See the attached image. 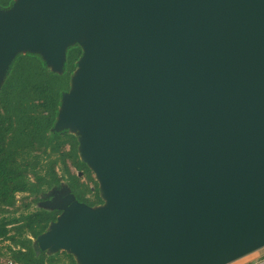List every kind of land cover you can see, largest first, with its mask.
<instances>
[{"label": "water", "instance_id": "1", "mask_svg": "<svg viewBox=\"0 0 264 264\" xmlns=\"http://www.w3.org/2000/svg\"><path fill=\"white\" fill-rule=\"evenodd\" d=\"M66 38L82 54L54 128L74 123L108 206L58 203L41 248L227 264L264 246V0H14L0 76L29 44L59 65Z\"/></svg>", "mask_w": 264, "mask_h": 264}, {"label": "trees", "instance_id": "2", "mask_svg": "<svg viewBox=\"0 0 264 264\" xmlns=\"http://www.w3.org/2000/svg\"><path fill=\"white\" fill-rule=\"evenodd\" d=\"M13 1L0 0V10L8 9ZM81 54L79 45L68 47L62 71L54 72L39 54L17 53L0 83V242L9 241L6 252L0 248V256L7 254L20 264H61L57 254L37 252L33 244L61 210L28 209L31 203L43 200L46 189L58 186L65 174L69 193L76 201L90 207L103 203L97 181L78 157L77 136L54 128L62 96L70 90ZM68 159L92 180V197L85 196L79 174L68 169ZM57 164L62 175L57 174ZM17 193H25L19 204ZM63 254L67 264H77L72 254Z\"/></svg>", "mask_w": 264, "mask_h": 264}, {"label": "rangeland", "instance_id": "3", "mask_svg": "<svg viewBox=\"0 0 264 264\" xmlns=\"http://www.w3.org/2000/svg\"><path fill=\"white\" fill-rule=\"evenodd\" d=\"M79 34H81V35H79L80 38H86L87 37L86 36L87 35V29L84 28L83 31L81 33H79ZM72 39L73 38H66L65 39V43H64V45L62 46V49H61V56H62V58L60 57L61 60H60V64L59 65H55V64H53L50 61L48 54L45 52L46 50L42 49L39 46V44H29V47L28 46L27 47H22V48H20V49H18L16 51V54L17 53H21V52H34V53H37L44 60V62L46 63V65L48 66V68L50 70H52L54 72H61L62 71V68H63V64H64V57H65L66 49L68 47H70L72 45H76L78 43L77 41H73L71 43H68ZM77 45H80V44L78 43ZM76 69H78V67H76ZM75 70H74V73H75ZM3 76H5V75L3 74ZM3 76L2 77L0 76V83L3 80V78H4ZM71 124L72 125H70V126H66V130L68 132H70V133H75L78 136L77 130H75V129L72 130L74 128L73 127L74 126L73 125L74 123L72 122ZM77 154H78V157H79L80 160H84L86 163H89L87 161V159L83 157L80 148L78 149ZM66 164L68 166V169L71 172L78 173L79 174V181L81 183V189L82 190H85V192H86V195L85 196L92 197L91 190H93V182L88 177L87 173L84 172V171H82V170H76L74 168V166H73V164H72V162H71L70 159H68L66 161ZM88 166L90 167L89 168L90 169V173L89 174H90L91 177L94 178L95 181H97L98 186H100V188H101V190H99L100 191V194H101V196L104 199V202L102 204L95 205L93 207V209H103V208H106L108 206V202H107L106 196L103 193L104 190L102 188L101 180L99 179V177L96 175L95 171L91 168V166L89 164H88ZM56 171H57V174L58 175H62V167H61L60 164H57L56 165ZM62 178H61L60 183H59L58 186H54L52 188L46 189L42 193L43 196H44V198H43L42 201L31 203V206L29 207L28 211L29 210H36V209H47V210H51V209L57 207L58 206L57 205L58 203L62 206V209H70L72 203L75 202V199L72 197V199L69 202H67V203L64 204L63 197H65L67 195H70V194H69V187L67 185L66 174ZM24 195H25V193H17L16 194V199H17V203L16 204H19V201H22V198L24 197ZM56 209H58V208H56ZM8 244H9V241H7V240H4V241H1L0 242V248H1V250L3 252H6V245H8ZM33 244H34V247H35V249H36L37 252L40 251V250H44L48 255L57 254V259H60L61 260V264H67V257L63 254V252L69 253L66 250H63L61 248L58 249V250H52L51 248H48V247L42 249L41 248V242L39 243L38 241H36V239H33ZM6 256H7V254L5 256H2V257H6ZM235 262L236 261H234V262L232 261V262H230L228 264H234Z\"/></svg>", "mask_w": 264, "mask_h": 264}, {"label": "crops", "instance_id": "4", "mask_svg": "<svg viewBox=\"0 0 264 264\" xmlns=\"http://www.w3.org/2000/svg\"><path fill=\"white\" fill-rule=\"evenodd\" d=\"M262 260L264 261V246L233 260V262L236 261L234 264H254Z\"/></svg>", "mask_w": 264, "mask_h": 264}, {"label": "built area", "instance_id": "5", "mask_svg": "<svg viewBox=\"0 0 264 264\" xmlns=\"http://www.w3.org/2000/svg\"><path fill=\"white\" fill-rule=\"evenodd\" d=\"M264 263V261L262 260V261H257L256 263H254V264H263ZM0 264H20V263H18L17 261H15V260H13L12 258H10V257H2V256H0ZM45 264H47V263H45Z\"/></svg>", "mask_w": 264, "mask_h": 264}, {"label": "flooded vegetation", "instance_id": "6", "mask_svg": "<svg viewBox=\"0 0 264 264\" xmlns=\"http://www.w3.org/2000/svg\"><path fill=\"white\" fill-rule=\"evenodd\" d=\"M43 198H44V196H43Z\"/></svg>", "mask_w": 264, "mask_h": 264}]
</instances>
